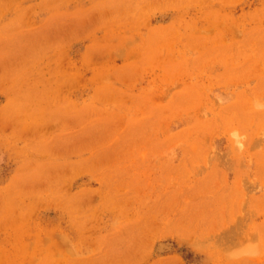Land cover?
<instances>
[{
    "label": "rangeland",
    "instance_id": "1",
    "mask_svg": "<svg viewBox=\"0 0 264 264\" xmlns=\"http://www.w3.org/2000/svg\"><path fill=\"white\" fill-rule=\"evenodd\" d=\"M0 264H264V0H0Z\"/></svg>",
    "mask_w": 264,
    "mask_h": 264
}]
</instances>
